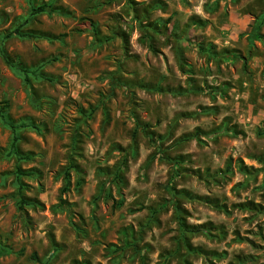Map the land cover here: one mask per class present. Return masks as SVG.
<instances>
[{"label": "rangeland", "instance_id": "obj_1", "mask_svg": "<svg viewBox=\"0 0 264 264\" xmlns=\"http://www.w3.org/2000/svg\"><path fill=\"white\" fill-rule=\"evenodd\" d=\"M4 103L0 264H264V0H0Z\"/></svg>", "mask_w": 264, "mask_h": 264}, {"label": "trees", "instance_id": "obj_2", "mask_svg": "<svg viewBox=\"0 0 264 264\" xmlns=\"http://www.w3.org/2000/svg\"><path fill=\"white\" fill-rule=\"evenodd\" d=\"M58 12V10L52 5V4H42L39 5L38 7H32L31 8V16H36V15H41V14H55ZM12 36H18L20 38H36V35L34 33L30 32H23L22 27L15 28L7 37H12ZM1 55L3 56L4 61L6 64L11 67L13 70L18 72L21 76L24 77L25 83L29 84L31 81V78H34L36 80L38 79H44L47 81H51L48 77H45L38 71L37 69H28L26 66H24L21 62L19 61H14V59L9 58L4 51H1ZM8 104L4 103L3 108H0V118L4 122V124L9 127L12 132H13V142L11 145V154L16 156L17 162H23V161H30L34 157L33 154L31 153H20L17 147L19 137H18V132L20 130L28 129V128H33L37 130V127H34L31 123L28 122H20V123H14L13 121L10 120L8 117ZM75 169L74 162L72 160L69 161V166L66 168L65 173H64V180H65V187L63 190V195L66 193L68 186L70 184V177H71V171ZM16 176L17 179L20 180L21 177H26V176H31L33 173L23 171L19 165L16 166ZM21 189L22 187H19V194L21 195ZM64 199L61 200V203L64 204ZM21 203L25 204L26 201L21 197Z\"/></svg>", "mask_w": 264, "mask_h": 264}]
</instances>
